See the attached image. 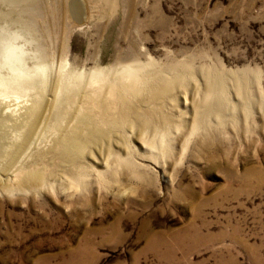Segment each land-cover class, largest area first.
Instances as JSON below:
<instances>
[{"label":"rangeland","instance_id":"1","mask_svg":"<svg viewBox=\"0 0 264 264\" xmlns=\"http://www.w3.org/2000/svg\"><path fill=\"white\" fill-rule=\"evenodd\" d=\"M69 2L0 0V264H264V0Z\"/></svg>","mask_w":264,"mask_h":264},{"label":"bare ground","instance_id":"2","mask_svg":"<svg viewBox=\"0 0 264 264\" xmlns=\"http://www.w3.org/2000/svg\"><path fill=\"white\" fill-rule=\"evenodd\" d=\"M81 7L82 6H80V10H81ZM80 12V11H79ZM2 28H4V26L2 27ZM1 29V28H0ZM7 29V28H6ZM8 30V29H7ZM3 31V30H2ZM1 30H0V64H2L3 66H6V67H9V69H10V71H11V73H10V75L11 76H9L8 74V78H5V79H3L2 78V82H1V89H0V94L1 95H4L5 97H11V96H15V97H19V96H21V94L23 95V93L22 92H24L23 90L24 89H26V88H28L29 89V87H28V83L30 84V82H31V80L32 81H34V79H36L35 77H37V75L39 74H41V72L42 71H44V66H43V68L42 67H38V68H29L28 66H27V63H26V59H24L22 56H21V52L19 51V49L21 48L20 46H18V44L16 43V39L18 38V35L15 33V35L13 34V33H11V34H9V35H5V32L3 31L2 32ZM7 33V32H6ZM9 33H10V31H9ZM8 34V33H7ZM27 68H29V69H33V70H29V69H27ZM8 70V69H7ZM131 70H133V69H131ZM126 71V70H125ZM129 71V73H130V70H128ZM127 71V72H128ZM134 72V71H133ZM45 73V72H44ZM101 72H99V73H96V74H94L93 76H92V79H91V83L93 84V83H95L96 84V82H98L100 79H102V77H103V75L102 74H100ZM120 73V72H119ZM123 73H126V72H123ZM91 74H93V73H91ZM90 74V75H91ZM136 74H138V72L136 71ZM42 75V74H41ZM73 75V74H72ZM83 75V74H82ZM68 76V75H67ZM66 76V77H67ZM80 76V75H79ZM85 76V75H84ZM102 76V77H101ZM106 76V75H105ZM104 76V77H105ZM124 76V75H123ZM127 76V75H126ZM125 76V77H126ZM133 76V75H132ZM4 77V76H3ZM104 77H103V79H104ZM136 77V76H135ZM38 78V77H37ZM106 79V78H105ZM140 79V78H139ZM44 80V79H43ZM37 81V80H36ZM101 81V80H100ZM104 81V80H103ZM90 82V81H89ZM105 82V81H104ZM34 83V82H33ZM37 83V82H36ZM35 83V84H36ZM91 83H89V84H91ZM123 83V82H122ZM34 84V85H35ZM73 84V83H72ZM118 84V83H117ZM132 84V83H131ZM27 85V86H26ZM64 85V84H63ZM66 85V84H65ZM93 86V85H92ZM124 86V85H123ZM30 87H32V86H30ZM58 87V86H57ZM131 87H133V86H131ZM62 87H60V89H61ZM67 87H65V89H66ZM68 88H69V86H68ZM91 88V87H90ZM95 88V87H94ZM115 88V87H114ZM31 89V88H30ZM113 89V88H112ZM67 90V89H66ZM132 90V89H131ZM164 90V89H163ZM62 91H65L64 89L63 90H61V93H59V94H57L58 96V99H60V100H62L61 98L63 97L62 95H63V92ZM93 91V90H92ZM26 93H28L27 91H25ZM135 92V91H134ZM143 92V91H142ZM25 93V94H26ZM116 93V92H115ZM153 94V93H152ZM90 95V94H89ZM154 95H156V94H154ZM153 95V96H154ZM87 96H88V94H87ZM87 96H85V97H87ZM113 96H115V95H113ZM157 96H158V94H157ZM64 97H65V95H64ZM121 97V96H120ZM22 98V97H21ZM19 101V100H18ZM56 101H57V99H56ZM83 101V100H82ZM124 101V100H123ZM58 102V101H57ZM61 102V101H60ZM128 102V101H127ZM27 103V102H26ZM25 103V104H26ZM97 103H98V101H97ZM37 104V103H36ZM59 104V103H58ZM3 105V104H2ZM31 105V104H30ZM26 106V105H25ZM34 106V105H33ZM55 106V105H54ZM128 107V106H127ZM34 108H35V106H34ZM37 108H38V106H37ZM125 110H123V111H121L123 114H128L127 113V108L125 107L124 108ZM21 109H19V111H20ZM30 110V109H29ZM32 110V109H31ZM128 110L129 111H131L130 110V108H128ZM32 112V111H31ZM26 113V112H25ZM29 113H30V111H29ZM12 115V114H11ZM26 116V115H25ZM24 116V117H25ZM123 116V115H122ZM125 116V115H124ZM145 116V115H144ZM23 117V118H24ZM27 117H28V115H27ZM13 118V117H12ZM9 119V118H8ZM11 120V119H10ZM17 120V121H16ZM15 121L16 122H20V120L19 119H16ZM29 120V119H28ZM26 121V120H25ZM25 124H23L21 127H22V130L20 131V132H18L16 135H14V137L15 138H19L20 136H21V134H22V132L25 130H27L26 129V127H27V122H24ZM59 124V123H58ZM73 127V126H72ZM51 128V127H50ZM17 130V129H16ZM35 131V130H34ZM76 131V130H75ZM24 133V132H23ZM73 133V132H72ZM71 134V133H70ZM81 135V134H80ZM67 136H68V134H67ZM78 135L77 134H72L71 136H68L69 138H70V141L68 142V146L71 148V151H74V152H77V154L79 153V152H82V149L85 147L84 145H85V143L83 142L82 143V141L80 142V140H79V138L77 137ZM67 137V138H68ZM32 143V142H31ZM13 146H14V144H11L10 145V147H9V149L7 148L6 150H4V152H3V155H2V157L1 158H3V160H5L6 158L5 157H7L8 156V154L10 153V151L12 150V148H13ZM30 148V147H29ZM24 153V152H23ZM82 154L80 153V155H78L77 157L78 158H80V157H82L81 156ZM28 156V155H27ZM30 156H31V154H30ZM29 156V157H30ZM28 157V158H29ZM5 158V159H4ZM27 158V157H26ZM77 159V158H76ZM80 161V160H79ZM2 164H0V166H1ZM22 165V164H21ZM83 167H84V165H83ZM83 167H81L82 169H83ZM86 172V171H85ZM38 175V174H37ZM35 176V175H34ZM34 176H33V178H34ZM37 178V177H36Z\"/></svg>","mask_w":264,"mask_h":264},{"label":"water","instance_id":"3","mask_svg":"<svg viewBox=\"0 0 264 264\" xmlns=\"http://www.w3.org/2000/svg\"><path fill=\"white\" fill-rule=\"evenodd\" d=\"M80 1L82 2L84 0H80ZM69 9L72 14V17L75 18L78 23H82L84 21V17H82V15H77L75 12V0H70Z\"/></svg>","mask_w":264,"mask_h":264}]
</instances>
